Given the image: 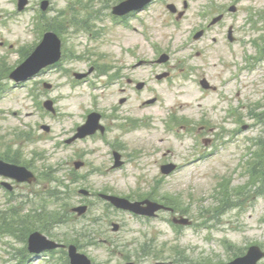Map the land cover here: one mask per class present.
<instances>
[{
    "label": "rangeland",
    "instance_id": "rangeland-1",
    "mask_svg": "<svg viewBox=\"0 0 264 264\" xmlns=\"http://www.w3.org/2000/svg\"><path fill=\"white\" fill-rule=\"evenodd\" d=\"M41 1L30 0L28 9L18 12L17 0H0V42L10 41L7 47L0 44V58L6 56L5 67H15L21 62L17 49L23 42L36 44L37 33L35 32L34 37L30 27L33 25L37 10L39 16L43 17L44 25L52 23L57 26L60 22L65 27L70 21L73 26L63 31L59 29L66 40L64 41L66 53L64 62L57 69L28 83H35L34 86L39 89L42 99H45V94L55 97L58 110L56 118L52 119L46 114L45 119L41 118L36 113L35 107H32V104H37L34 98H29L25 89L20 90L14 87L13 82L5 75L3 76L4 70L0 72V89L3 90L0 92L2 98L0 101V155L16 158L20 162H33V168L41 172L43 178L42 184L23 188L14 200L15 202L21 196L20 201H22V196H26L31 200L36 211L31 213L28 219L16 224L14 230L19 232L23 239L27 237L29 229L34 228L49 239L64 241L68 245L73 242L79 251L92 259L93 264H126L129 261H134L136 264H155L157 260L150 257L144 258L136 253L137 247L144 242L146 236L152 243V249L160 244L161 247L155 250L156 253L162 254L165 258L172 255L171 251L177 245L172 247L171 230L162 218L150 224L138 223L133 220L132 215L109 207L97 195L84 200V202L93 203L87 216L76 217L72 215L71 209L83 201V197L81 198L79 194L81 188L96 192L108 191L123 197L132 194L131 196L135 198L141 192L144 194L145 191H149L153 180L160 179L159 194L173 196L174 202L181 206L184 212L180 215L192 221L191 226H182L180 239L174 243L180 244L178 248L184 249L185 252L188 250L189 262L222 264L245 253L253 244H259L264 249V58L258 57L259 61L250 76L234 75L235 64L231 65V59H234L235 54L229 51L226 43L227 29L224 28L220 30V35H217V41L215 36L212 38V35L200 39L198 47L201 53L197 56L192 54L194 62L188 61L186 65H178L172 80L159 82L154 74L165 70V67L143 65L134 71L131 66L134 60L122 52L121 46L140 47L141 56L139 57H143L146 61L153 60L158 52L157 48L167 52L171 50L176 53L175 58H182L184 56V53L180 51L182 45L175 41L177 37H180V41L186 38L189 30L198 21L195 11L199 10L204 0H189L191 6L189 5L185 19L181 22L182 30L177 32L173 28H166L163 24V20L170 19V13L165 5L168 2H174L179 10H183L184 0H164L166 3L160 2L155 6L153 12L156 15L149 17V28L158 38L155 43L147 42L139 32L112 25L109 18L105 16L108 11L105 8L98 9L100 15L104 16L100 23L109 24H97L94 18L95 12L91 10V7L86 8L89 0H49L50 7L47 11L41 10ZM218 1L220 4L230 3V0ZM237 6L240 11L236 18L229 20V25L232 23L236 27V36L239 40L244 36V31L239 26L242 24V17L247 7L253 6L258 14L264 13V0H242ZM84 22L92 27L95 25L97 32H99L98 28H103L100 30L103 39L96 41L97 37L93 38L92 41L95 42L91 43L90 49L95 53L94 57L91 53L88 55L84 53L83 56L97 59V55L100 54L103 59L98 60V63L109 60L108 63L121 69L127 77L134 79L136 75L137 78L144 79L159 96L155 104L142 107L145 98L153 96V92L140 93L141 98L137 99L138 96L127 86L124 92L120 85L110 86V89L100 86L96 91L97 103L105 107L120 101L121 97H127L126 105L121 108L128 110L129 116H134L138 120L134 119L136 124L140 125L131 132H122L118 141H116L117 137H114L116 132H110L108 135L115 142L117 150L123 154V159H127L121 169L113 168L111 147H107L100 139L78 141L73 148L64 146L63 140L75 132L74 123L79 122L78 113L89 106L87 91L90 85L81 81L78 87L73 88L66 82V75L71 72L88 70L86 58L77 56L78 53L83 52L85 34L81 25ZM103 32L106 33L103 34ZM170 37L173 38L169 39ZM235 48L237 51H243L237 44ZM136 52L137 50L134 54ZM175 58H172L170 65L176 63ZM220 60H222V66L219 64ZM122 64L126 65L125 68ZM188 67L193 70L190 78L184 75ZM178 72L180 75L176 76ZM197 76L207 78L215 86L219 84L221 78L225 81L231 77L230 90L224 93L233 94L234 102L227 106L231 105L239 110L235 113V117L231 111L229 115L212 106L218 101L217 92L202 94L198 91L193 81V78ZM102 80H105V77ZM44 82L52 83L55 89L49 90V93L46 92L43 87ZM219 104L225 103L219 101ZM13 110L18 113L15 118H13ZM169 111H174L173 113L179 114L180 117H188L189 124L196 121L194 129L205 138L214 136L213 143L221 147H216V153L204 156L198 163L189 165L174 176L167 177L160 170V165L166 157L171 158L172 155V151L168 153L166 150L169 147L173 149L172 158L179 162L187 153L182 148L185 145L181 144V141L174 140L172 134L163 128L164 121L169 117ZM202 115L208 117L207 123L204 122L206 124L201 121ZM21 116L30 128L20 124ZM227 122L230 123L231 134L224 133ZM42 124L51 126L52 130L49 134L40 128ZM200 124L206 125L209 131L201 132ZM188 127L191 128V125ZM18 132L29 135L24 138H15ZM119 132L121 131H117ZM219 132L223 133L221 139L217 137ZM49 137L55 139L56 143H61L54 146V141ZM187 139L190 146L191 140ZM136 149H142V151L134 152ZM205 149L211 151L207 145ZM74 160L83 161L85 166L76 171L73 168ZM220 176L224 181L229 179L235 181L228 186L229 190L226 193L227 196L232 194V198H228L231 205L215 208L218 202L215 204L214 202L218 200L213 197V187ZM127 186L133 188V193L129 192ZM62 187L68 188L66 195L58 201H47V212L42 218L40 214H43L46 209L39 210V205L43 202L41 194L47 193L48 196L51 190H61ZM190 191L194 193V198L189 197ZM18 202L17 200L16 204ZM64 203L66 206L62 207ZM5 209L4 217L8 220L14 219L15 215L10 212V205H4L3 210ZM163 216L164 219L170 220V216L166 214ZM93 217L97 218L96 223L100 228L96 229L94 225H87L92 222ZM110 220L122 224L119 232H113L111 222L108 224ZM17 221L18 219L15 220ZM85 228L88 229L82 233ZM3 238L15 242L18 248L24 246L23 242V244L20 243L12 236ZM0 255L6 259L11 257L10 253L2 251ZM28 264H69V261L68 256L59 250L54 253L53 258H32ZM260 264H264V259Z\"/></svg>",
    "mask_w": 264,
    "mask_h": 264
},
{
    "label": "water",
    "instance_id": "water-1",
    "mask_svg": "<svg viewBox=\"0 0 264 264\" xmlns=\"http://www.w3.org/2000/svg\"><path fill=\"white\" fill-rule=\"evenodd\" d=\"M115 201L114 198H110ZM261 255L258 254V257ZM70 257H71V264H90V261L85 255H81L77 253L76 248L74 246L70 247Z\"/></svg>",
    "mask_w": 264,
    "mask_h": 264
},
{
    "label": "flooded vegetation",
    "instance_id": "flooded-vegetation-1",
    "mask_svg": "<svg viewBox=\"0 0 264 264\" xmlns=\"http://www.w3.org/2000/svg\"><path fill=\"white\" fill-rule=\"evenodd\" d=\"M105 6H107V5H105ZM94 67H95V69H97L98 66H94ZM115 111H116V113H122V112H120V111H118V110H115ZM102 115H103V116H106V113L104 112V113H102ZM113 115H114V114H113Z\"/></svg>",
    "mask_w": 264,
    "mask_h": 264
}]
</instances>
